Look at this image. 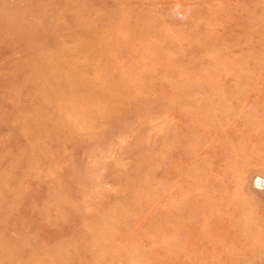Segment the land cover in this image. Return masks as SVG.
Instances as JSON below:
<instances>
[{
  "label": "rangeland",
  "instance_id": "rangeland-1",
  "mask_svg": "<svg viewBox=\"0 0 264 264\" xmlns=\"http://www.w3.org/2000/svg\"><path fill=\"white\" fill-rule=\"evenodd\" d=\"M0 264H264V0H0Z\"/></svg>",
  "mask_w": 264,
  "mask_h": 264
}]
</instances>
